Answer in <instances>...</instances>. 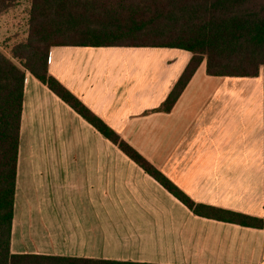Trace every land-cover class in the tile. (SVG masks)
Returning <instances> with one entry per match:
<instances>
[{"label": "crops", "instance_id": "1", "mask_svg": "<svg viewBox=\"0 0 264 264\" xmlns=\"http://www.w3.org/2000/svg\"><path fill=\"white\" fill-rule=\"evenodd\" d=\"M191 57L56 46L48 72L193 201L263 218L264 71L210 76L203 63L175 107L159 111ZM29 244L63 257L264 264V229L194 215L27 73L12 252Z\"/></svg>", "mask_w": 264, "mask_h": 264}, {"label": "trees", "instance_id": "2", "mask_svg": "<svg viewBox=\"0 0 264 264\" xmlns=\"http://www.w3.org/2000/svg\"><path fill=\"white\" fill-rule=\"evenodd\" d=\"M21 0H0V18ZM26 32L10 53L0 48V264H159L13 253L17 165L27 73L185 205L194 215L264 229L258 218L196 203L48 72L52 47L174 48L192 54L158 109L170 112L205 63L210 76L257 77L264 71V0H28Z\"/></svg>", "mask_w": 264, "mask_h": 264}, {"label": "rangeland", "instance_id": "3", "mask_svg": "<svg viewBox=\"0 0 264 264\" xmlns=\"http://www.w3.org/2000/svg\"><path fill=\"white\" fill-rule=\"evenodd\" d=\"M28 7V0H21L20 5L16 9L0 18V48L7 54L10 53L12 45L17 38L16 36L18 35L19 37V35H23L26 32L28 17L26 10ZM31 252H36V249L33 245L29 244V249L26 253Z\"/></svg>", "mask_w": 264, "mask_h": 264}]
</instances>
